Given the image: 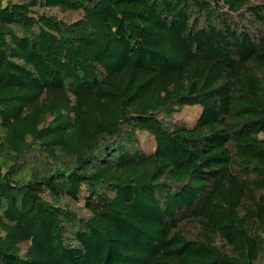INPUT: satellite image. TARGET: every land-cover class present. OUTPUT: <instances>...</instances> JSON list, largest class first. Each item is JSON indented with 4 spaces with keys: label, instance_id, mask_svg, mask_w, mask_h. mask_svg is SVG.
<instances>
[{
    "label": "trees",
    "instance_id": "16d2710c",
    "mask_svg": "<svg viewBox=\"0 0 264 264\" xmlns=\"http://www.w3.org/2000/svg\"><path fill=\"white\" fill-rule=\"evenodd\" d=\"M0 264H264V0H0Z\"/></svg>",
    "mask_w": 264,
    "mask_h": 264
},
{
    "label": "rangeland",
    "instance_id": "374dc122",
    "mask_svg": "<svg viewBox=\"0 0 264 264\" xmlns=\"http://www.w3.org/2000/svg\"><path fill=\"white\" fill-rule=\"evenodd\" d=\"M66 16L69 19H74L78 16V13H68L66 14ZM200 111H201V105L199 103L186 105L183 108V110H181L180 112H177L173 116V118L175 120L176 119L183 120L187 122L189 125H193ZM142 138H143L142 140L144 142L146 150L153 148V140L151 137H147L146 134H144Z\"/></svg>",
    "mask_w": 264,
    "mask_h": 264
}]
</instances>
